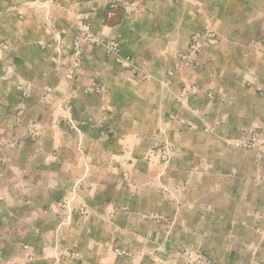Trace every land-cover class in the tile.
I'll return each instance as SVG.
<instances>
[{
    "label": "crops",
    "instance_id": "0c3cea01",
    "mask_svg": "<svg viewBox=\"0 0 264 264\" xmlns=\"http://www.w3.org/2000/svg\"><path fill=\"white\" fill-rule=\"evenodd\" d=\"M81 20L130 65L75 44ZM263 38L264 0H0V176L45 203L28 264H186L241 233L259 210L207 153L234 149L233 92L264 88ZM160 138L172 162L145 161Z\"/></svg>",
    "mask_w": 264,
    "mask_h": 264
},
{
    "label": "rangeland",
    "instance_id": "374dc122",
    "mask_svg": "<svg viewBox=\"0 0 264 264\" xmlns=\"http://www.w3.org/2000/svg\"><path fill=\"white\" fill-rule=\"evenodd\" d=\"M259 47L264 49V38L259 42ZM245 79L248 80L247 76ZM233 95V109L228 107L226 111L234 114L228 121L227 129L234 131L235 136L227 137L226 142L229 148L234 149H210L207 155L210 162L221 165L224 177L240 181L245 207L247 201H253V210L258 209L259 215L257 213L253 217H245L241 233L213 234V247L210 250L196 247L181 252V258L186 264H264V88H239ZM221 101L224 102V98ZM3 124L6 123H0V135L1 129L5 127ZM189 127H193V124ZM3 140L0 138V157L5 155L4 149H11L13 144L11 138L5 139L6 142ZM156 145L158 149H152L150 153L148 150L141 155L144 160L152 162L156 157L160 164L172 162L175 150L171 142L160 138ZM9 170L7 177L0 176V264H28L25 260L27 243L35 239L38 223L44 221H38L33 212L45 203L13 200L22 195H12L11 188L5 187L13 180ZM49 220L50 225L56 222L55 219ZM235 236L236 245L231 242ZM225 253L226 257L222 258ZM61 255H65L63 264H71L67 261V253ZM77 264L87 263L81 260Z\"/></svg>",
    "mask_w": 264,
    "mask_h": 264
},
{
    "label": "built area",
    "instance_id": "2783aa9c",
    "mask_svg": "<svg viewBox=\"0 0 264 264\" xmlns=\"http://www.w3.org/2000/svg\"><path fill=\"white\" fill-rule=\"evenodd\" d=\"M198 40H199V35H195L191 43L192 53L196 52L198 49L199 46ZM82 41H89L95 45L106 47L109 51L116 53V61L119 63L122 62L130 65V63L132 62V56L130 54H125V55L120 54V48L116 42L108 39L104 35L95 33L88 22L81 20L79 25V31L76 35L75 44H79ZM187 59L189 60V62H191L192 60L191 55ZM192 91L195 92L196 90L192 89Z\"/></svg>",
    "mask_w": 264,
    "mask_h": 264
}]
</instances>
